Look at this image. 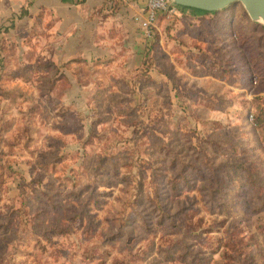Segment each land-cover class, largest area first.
<instances>
[{"label":"rangeland","instance_id":"obj_1","mask_svg":"<svg viewBox=\"0 0 264 264\" xmlns=\"http://www.w3.org/2000/svg\"><path fill=\"white\" fill-rule=\"evenodd\" d=\"M33 3L0 0V264H264V24L186 7L75 56Z\"/></svg>","mask_w":264,"mask_h":264},{"label":"crops","instance_id":"obj_2","mask_svg":"<svg viewBox=\"0 0 264 264\" xmlns=\"http://www.w3.org/2000/svg\"><path fill=\"white\" fill-rule=\"evenodd\" d=\"M72 1L77 3V0H32L34 2L33 5L36 4V10L41 8V11L45 9L52 14L54 22L51 29L55 33L56 40L61 39L68 29H64L62 26L68 25L71 30L76 25L77 36L75 39L79 48L75 56L81 52L79 49L86 51L91 48L100 52L105 48L108 49L113 40L108 35L99 36L98 31L106 33L107 28L111 24L119 26L116 27L118 32L123 29L131 31L135 28L131 18L137 11L136 6H130L122 1L109 4L107 0H80L76 4L77 6L69 8L68 6L75 4L71 3ZM29 10L31 11L32 9ZM130 40L133 41V45L134 43L136 44L134 38L131 37ZM80 41L82 42L81 44H79ZM59 42L61 41L57 40L54 42L58 48L61 46L57 44ZM65 46L68 48L67 44ZM96 53L93 50V54ZM87 57L90 56H84V58Z\"/></svg>","mask_w":264,"mask_h":264},{"label":"built area","instance_id":"obj_3","mask_svg":"<svg viewBox=\"0 0 264 264\" xmlns=\"http://www.w3.org/2000/svg\"><path fill=\"white\" fill-rule=\"evenodd\" d=\"M122 1L130 6H136V12L132 15V21L137 25L144 38L151 37V29L157 20V14L167 17H180L184 14V8L168 0H107L109 4ZM259 77L254 76L252 83H258Z\"/></svg>","mask_w":264,"mask_h":264},{"label":"water","instance_id":"obj_4","mask_svg":"<svg viewBox=\"0 0 264 264\" xmlns=\"http://www.w3.org/2000/svg\"><path fill=\"white\" fill-rule=\"evenodd\" d=\"M182 7L206 12H217L230 5L240 3L251 20H262L264 24V0H168ZM258 22V21H257Z\"/></svg>","mask_w":264,"mask_h":264},{"label":"trees","instance_id":"obj_5","mask_svg":"<svg viewBox=\"0 0 264 264\" xmlns=\"http://www.w3.org/2000/svg\"><path fill=\"white\" fill-rule=\"evenodd\" d=\"M214 15H215V14H212V13H211V14H210V17L212 18V17H214ZM210 17H208L207 19H210ZM233 37H234V38H237V37H236V34H233ZM254 76L259 77V79L261 78L257 73H254L253 75L250 76L251 81H252V78H253Z\"/></svg>","mask_w":264,"mask_h":264},{"label":"bare ground","instance_id":"obj_6","mask_svg":"<svg viewBox=\"0 0 264 264\" xmlns=\"http://www.w3.org/2000/svg\"><path fill=\"white\" fill-rule=\"evenodd\" d=\"M259 23H263L262 20H257Z\"/></svg>","mask_w":264,"mask_h":264}]
</instances>
